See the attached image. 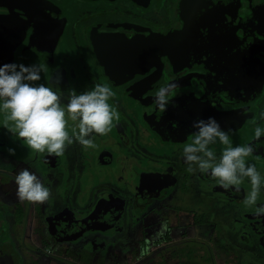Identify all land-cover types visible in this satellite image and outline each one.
Listing matches in <instances>:
<instances>
[{
  "label": "flooded vegetation",
  "instance_id": "1",
  "mask_svg": "<svg viewBox=\"0 0 264 264\" xmlns=\"http://www.w3.org/2000/svg\"><path fill=\"white\" fill-rule=\"evenodd\" d=\"M45 1L50 4L49 34L57 36L48 44L41 79L33 83L50 87L61 103L71 93L107 85L118 119L107 134H93L94 148L74 142L59 157L27 150L0 123V264H38L40 257L52 264L55 242L62 241L78 252L90 246L94 262L113 261L120 254L126 259L131 253V262L121 264H264V216L242 205L247 181L238 191L224 190L207 175L189 173L179 155L188 142H165L147 121L156 90L167 84L178 86L169 100L203 99L214 105L219 92L210 78L213 72L199 61L228 48L232 32L243 37V20L251 14L248 0ZM187 26L190 49L185 38L178 40V56L191 57L193 64L175 67L169 58L173 47L161 40ZM27 46L25 39L15 51V63L31 65L22 53ZM151 61H158L159 80ZM137 92L143 93L145 105L140 94L132 97ZM230 108L221 102L219 109ZM261 111L264 88L249 108L242 133L230 135L232 146L249 143L255 126L264 128ZM74 123L67 121L69 133ZM212 147L219 154L223 145ZM246 163L264 178L262 161L247 157ZM22 168L48 188L46 201L18 199L13 180ZM262 203L264 189L257 206ZM97 209L92 226L74 231V224ZM167 218L177 237L164 230L151 239ZM174 242L178 250L172 255ZM126 243H132L130 250ZM104 247L108 251L102 253Z\"/></svg>",
  "mask_w": 264,
  "mask_h": 264
},
{
  "label": "clouds",
  "instance_id": "2",
  "mask_svg": "<svg viewBox=\"0 0 264 264\" xmlns=\"http://www.w3.org/2000/svg\"><path fill=\"white\" fill-rule=\"evenodd\" d=\"M43 66L22 63L0 64V114L2 127L8 129L27 150L36 154L59 157L74 142L84 149L94 148V135L107 134L118 119V113L109 99L113 91L103 84H96L80 94L71 93L66 103L50 87L33 82L41 79ZM175 84L159 87L154 104L164 112L170 106L169 95ZM264 121V111L259 113ZM71 120L74 126L69 133L66 127ZM191 140L185 143L179 155L189 173H200L212 178L224 190H239L247 181L249 190L242 200L245 210L264 216V203L257 206L264 178L254 164L246 163L253 152L252 144L230 143V130L225 131L213 117L197 119L191 124ZM264 136V128L255 126L253 140ZM223 145L219 154L212 146ZM9 154L13 150L9 149ZM16 196L21 201L44 202L49 190L41 179L28 168L20 169L14 176ZM162 224L160 231L166 230ZM159 234V233H158Z\"/></svg>",
  "mask_w": 264,
  "mask_h": 264
},
{
  "label": "water",
  "instance_id": "3",
  "mask_svg": "<svg viewBox=\"0 0 264 264\" xmlns=\"http://www.w3.org/2000/svg\"><path fill=\"white\" fill-rule=\"evenodd\" d=\"M248 2L251 14L243 20V37L239 38L232 32L228 38V48L211 54L207 61H199L213 72L210 78L219 92V97L214 94V105L203 99L170 100V106L164 112L154 107L151 117L147 118L151 128L165 142H190L194 131L191 124L208 117H213L222 130H230L231 136H237L244 130L245 122L250 117L249 108L264 88V0ZM49 6L45 0H0V64L14 62L15 51L25 39H28V46L22 53L26 62L41 66L47 63L45 56L50 52L47 50L48 44L53 45L57 36L49 34L52 22ZM189 32L191 29L187 26L182 32L161 40L163 44L167 42L173 47L169 58L175 67L178 64L189 67L193 64L191 57L178 56V40L185 38V44L189 47ZM150 66L156 68L153 77L159 80L158 61H151ZM177 88L175 85L173 89ZM139 94L137 92L132 97ZM139 96L144 104L143 93ZM221 102L234 108L220 110ZM247 144L253 145V152L248 158L262 161L259 165L264 172V136L258 140L252 139ZM99 212L97 209L94 216L74 224V231L87 228L90 224L92 226ZM107 222L102 221L101 224Z\"/></svg>",
  "mask_w": 264,
  "mask_h": 264
},
{
  "label": "rangeland",
  "instance_id": "4",
  "mask_svg": "<svg viewBox=\"0 0 264 264\" xmlns=\"http://www.w3.org/2000/svg\"><path fill=\"white\" fill-rule=\"evenodd\" d=\"M187 188L188 189L186 191V194L191 192L190 188L189 187H187ZM179 191L183 192V190H179ZM162 220H165V223L163 221V224L167 225V228H166V230L164 232L165 233H170V235H172L174 238L177 237V232L172 230L173 227H172L171 219L167 218V219H162ZM187 222L189 224L192 223L190 220H188ZM161 233H162V231H160V226L159 227L157 226V227L154 228L150 238L153 239L154 235H155L154 238H156ZM73 243H74V241H73ZM131 244L132 243H126L128 250L131 249V248H129L131 246ZM92 249L93 248H90V246H86V247H84L83 251L78 252L77 249L71 247L66 242L62 241V243H59V244H57L55 242V246H54L52 254H51L52 261H49V262H51L52 264H74L76 262H78L79 264H121V260L123 262H126V261L131 262V260L133 259V255L131 253H128L126 259L124 258L123 255L120 254V255L113 256V261L110 260L108 262V261H104L103 259H101V260H96V262H94V255H92L90 253V250H92ZM177 250H178V244H177V242H174L172 251H170V253L172 255H175L176 254L175 252ZM107 251H108L107 247H104L101 250L102 253H105ZM130 252H132V251H130ZM138 256H141V254H138ZM37 262H38V264H46L47 263V261L44 260L42 257H40V259L37 260Z\"/></svg>",
  "mask_w": 264,
  "mask_h": 264
},
{
  "label": "crops",
  "instance_id": "5",
  "mask_svg": "<svg viewBox=\"0 0 264 264\" xmlns=\"http://www.w3.org/2000/svg\"><path fill=\"white\" fill-rule=\"evenodd\" d=\"M74 264H79L78 262L74 263Z\"/></svg>",
  "mask_w": 264,
  "mask_h": 264
}]
</instances>
